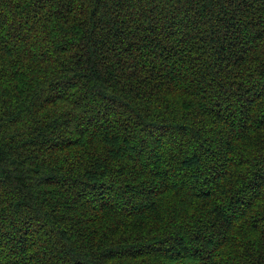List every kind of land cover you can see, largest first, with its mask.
<instances>
[{
    "label": "trees",
    "instance_id": "1",
    "mask_svg": "<svg viewBox=\"0 0 264 264\" xmlns=\"http://www.w3.org/2000/svg\"><path fill=\"white\" fill-rule=\"evenodd\" d=\"M0 264H264V0H0Z\"/></svg>",
    "mask_w": 264,
    "mask_h": 264
},
{
    "label": "rangeland",
    "instance_id": "2",
    "mask_svg": "<svg viewBox=\"0 0 264 264\" xmlns=\"http://www.w3.org/2000/svg\"><path fill=\"white\" fill-rule=\"evenodd\" d=\"M89 119H90V118H87V122L89 121ZM191 163H192V162H191ZM191 163H190V164H191ZM190 164L188 163L187 165L189 166Z\"/></svg>",
    "mask_w": 264,
    "mask_h": 264
}]
</instances>
